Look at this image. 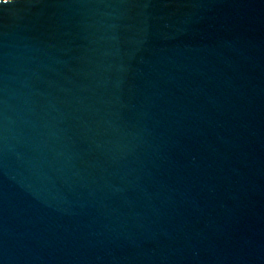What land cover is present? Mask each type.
<instances>
[{"label": "water", "instance_id": "95a60500", "mask_svg": "<svg viewBox=\"0 0 264 264\" xmlns=\"http://www.w3.org/2000/svg\"><path fill=\"white\" fill-rule=\"evenodd\" d=\"M0 264H264V0L0 3Z\"/></svg>", "mask_w": 264, "mask_h": 264}, {"label": "snow or ice", "instance_id": "6c2138e0", "mask_svg": "<svg viewBox=\"0 0 264 264\" xmlns=\"http://www.w3.org/2000/svg\"><path fill=\"white\" fill-rule=\"evenodd\" d=\"M0 3H7V0H0Z\"/></svg>", "mask_w": 264, "mask_h": 264}]
</instances>
